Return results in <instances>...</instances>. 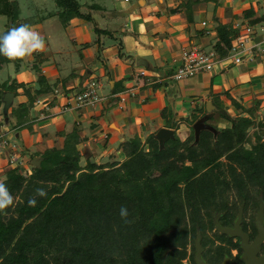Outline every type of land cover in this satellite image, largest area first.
I'll return each instance as SVG.
<instances>
[{
    "label": "trees",
    "instance_id": "16d2710c",
    "mask_svg": "<svg viewBox=\"0 0 264 264\" xmlns=\"http://www.w3.org/2000/svg\"><path fill=\"white\" fill-rule=\"evenodd\" d=\"M55 1L57 10L33 19L20 15L19 0H0V15L8 17L4 32L55 14L64 27L78 17L92 23L99 36L113 35L93 19L91 9L98 3ZM209 4L215 22L212 48L216 57L223 58L229 55L240 28L233 19L220 21L222 0H185L181 7L188 22L195 23L193 8ZM84 6L89 11L85 12ZM234 17L246 20L255 28V35L264 22V13L254 5ZM201 31L210 33L204 28ZM118 49L119 57L125 58L122 42ZM45 60L42 52H36L30 61L31 70L37 74L34 86L13 80L0 89V97L5 89L17 94L20 87L27 96V102L13 109L15 126H30L35 99L52 90L41 71ZM9 62L0 57V67ZM11 62L17 71L25 59ZM118 89L114 86L112 90ZM2 103L0 99V113L5 114ZM256 110L253 106L246 109L248 116L237 117L222 111L221 121L231 124L215 125L216 133L203 129L197 140L193 127L197 115L187 118L190 132L184 139L174 132L163 146L155 133L144 140L136 134L118 144L125 155L122 160L82 165L77 127L63 133L62 147L54 145L36 152L34 155L42 159L39 166L30 164V171L21 166L22 154L14 163L8 159L12 167L5 170L0 183L6 184L14 199L11 207L0 211V264H189L188 260L195 264L197 228L204 232L206 222H211L210 212L227 203L223 194L230 185L228 177L242 186L247 178L264 177V115L257 121ZM167 123L178 127L171 119ZM251 128L256 129L250 133ZM36 188H44L45 195H36ZM29 198L36 200L35 206L28 205ZM121 205L128 209V223L119 217ZM202 211H208L207 215Z\"/></svg>",
    "mask_w": 264,
    "mask_h": 264
},
{
    "label": "crops",
    "instance_id": "0c3cea01",
    "mask_svg": "<svg viewBox=\"0 0 264 264\" xmlns=\"http://www.w3.org/2000/svg\"><path fill=\"white\" fill-rule=\"evenodd\" d=\"M183 1L96 2L98 6L92 11L94 21L113 35H102L100 42H92L88 38L92 25L82 18L71 19L67 27L63 26L65 32L72 28L83 38L82 45L87 42L93 44L88 47L81 45V60L69 68L62 63L67 58L63 54L65 50L58 45L53 47L47 38V26L42 25L44 20L29 24L44 38V47L38 52L46 58L41 71L52 90L35 99L30 126H15L16 121H12L16 120V116L11 114L14 99L17 98V105L28 101L21 87L17 94L12 91L13 101L6 113L3 96L11 90L5 89L0 97L3 102L1 110L5 113H0V140L7 143L0 149V182L5 178V170L12 167L8 162L9 155L13 153L10 138L5 136L7 131L9 137L10 133H15L19 138L18 143L14 142L19 153L16 157L22 154L21 166L30 171L33 158L42 159L40 155H34L36 152H43L54 145L62 147L63 133L75 127L80 134V162L85 165L88 161L102 163L113 158L124 159L118 144L136 134L144 140L149 134L156 135L161 127H167L178 136H187L190 132L187 118L193 115L207 123L213 122V126L225 127L231 123L221 121L222 111L231 117L248 116L246 109L255 106L257 116L264 113V32L260 29H256L258 33L245 43L247 48L242 53L241 62L224 59L226 56L214 64L212 71H202L181 80L173 78L183 47L198 45L211 50L216 41L215 22L211 19L212 4L195 6L196 20L190 23L181 7ZM250 5L264 13V0H222L219 19L222 22L233 19V23L242 30L247 21L234 16ZM203 21H206L204 29L210 33L202 34ZM102 37H110L113 42L107 44ZM119 42H122L125 58L118 55ZM35 53L24 57L25 63L17 71L13 62H9L13 65L11 69L9 63L0 67V89L3 83L7 81L9 85L13 80L28 86L35 85L37 74L30 68ZM97 67L101 73L98 86L103 88L107 83L111 91L107 90L108 93L94 106L65 108L66 94L82 89L84 80H94ZM114 86L119 88L118 91L113 92ZM41 100L52 101L51 109L42 108L38 102ZM208 101L216 108L208 111ZM169 119L178 123L176 129L168 126Z\"/></svg>",
    "mask_w": 264,
    "mask_h": 264
},
{
    "label": "flooded vegetation",
    "instance_id": "af4514ba",
    "mask_svg": "<svg viewBox=\"0 0 264 264\" xmlns=\"http://www.w3.org/2000/svg\"><path fill=\"white\" fill-rule=\"evenodd\" d=\"M235 180L228 177L230 185L223 194L227 197L225 206L210 212L211 222H206L204 232L197 228L193 242L195 264L198 233L202 256L209 264H264V177L247 178L244 186ZM216 219L223 227L234 230L233 234L220 230Z\"/></svg>",
    "mask_w": 264,
    "mask_h": 264
},
{
    "label": "rangeland",
    "instance_id": "374dc122",
    "mask_svg": "<svg viewBox=\"0 0 264 264\" xmlns=\"http://www.w3.org/2000/svg\"><path fill=\"white\" fill-rule=\"evenodd\" d=\"M83 3L88 2L89 4L94 3V2H101L102 0H80ZM108 3L107 4H113V2L115 0H107ZM136 2V0H133ZM19 4H20V15L22 17H27L30 16V18H37L39 19L40 17H42V14H47V11H54L57 10L58 6L55 0H19ZM84 11L87 12L89 11L90 8H87L86 6L83 7ZM38 9L40 11H38ZM93 11V9H91V12ZM92 15H94V12L92 13ZM8 23V17L6 15H0V33H2L7 26ZM43 23V24H42ZM41 24L43 26H47L48 29V34H47V38L51 41L52 46L56 47L55 45L60 46L62 49H64L65 51L63 52V54H66L67 58L65 60L62 61L63 65L67 68L71 67L75 61L77 60H81L80 58V47L82 45L81 40H83V38L79 37L77 35V33L74 31V29H70L69 31L65 32V28L63 27L61 20L59 18V16L57 15H53L51 17L45 18L44 21ZM89 25H92V23H90ZM103 26V25H100ZM101 36H99L95 30H90L89 32V37L92 42L100 39ZM75 38V41L73 40ZM102 41L105 43H111L113 42L112 39H110V37H102ZM97 42V41H96ZM116 45V44H115ZM59 60H61L62 58L59 56L58 57ZM74 61V62H73ZM72 63V64H71ZM99 67L96 68V70H94L95 74L97 76H95L94 80L91 81H95L96 82V87L98 89V94L99 96L103 97V95H105L106 93H108L109 91H111L110 89L107 88V83L105 84V86L102 88L98 86L99 84V78L98 76L101 74L99 72ZM5 71L3 70L2 73H4ZM103 77V76H102ZM90 80H84V86L86 87L88 86V84L91 82ZM108 90V92H107ZM218 101H216L215 99V104H217ZM17 98L14 99L13 104L11 106V114H13V109H15L17 106ZM4 109V107H3ZM263 113L262 114H258V120H261L263 117ZM13 123L16 120H13ZM212 124L214 125V123L212 122ZM256 126V125H255ZM220 127V126H219ZM256 129V128H251L250 129V133H252V131ZM175 134L177 135L178 133L175 132ZM5 136H7L6 139H9V143L11 146V153L17 155L18 150L14 145V142L18 143L19 142V138L16 136L15 133H10V137H9V131L6 132ZM181 139H184L186 136L183 134L180 136ZM254 140V137H253ZM12 144V145H11ZM247 147L250 146V143L246 144Z\"/></svg>",
    "mask_w": 264,
    "mask_h": 264
},
{
    "label": "built area",
    "instance_id": "2783aa9c",
    "mask_svg": "<svg viewBox=\"0 0 264 264\" xmlns=\"http://www.w3.org/2000/svg\"><path fill=\"white\" fill-rule=\"evenodd\" d=\"M202 25L204 28L206 26V21H203ZM258 29L264 32V22ZM206 31L208 32V30ZM254 34L255 28L246 23L242 27V30H240L238 36L232 41L231 51L229 55L224 59H231L235 63L241 62L243 55L242 53L247 48L245 43L247 41H251ZM217 61H220V58L216 57L213 49L205 50L198 45L185 46L181 50L180 62L172 76L176 80H181L194 76L202 71H212L213 66ZM96 86V82L91 81L88 86L83 87L79 91L66 94L68 100L65 104V108L69 106L76 108L94 106L101 100V96H99ZM38 102L41 104L42 108L47 110L51 109V107L53 106L52 101L50 102L41 100ZM6 145L7 143L5 141L0 140V149L2 147H5ZM9 160L11 163L16 162V155L10 154Z\"/></svg>",
    "mask_w": 264,
    "mask_h": 264
},
{
    "label": "clouds",
    "instance_id": "9594fccd",
    "mask_svg": "<svg viewBox=\"0 0 264 264\" xmlns=\"http://www.w3.org/2000/svg\"><path fill=\"white\" fill-rule=\"evenodd\" d=\"M44 43V38L32 26L19 24L0 33V57H4L10 62L15 61L40 51L44 47ZM12 67V63H9V68ZM35 192L41 197L45 195L44 188H36ZM13 199L6 184L0 183V211L11 207ZM27 203L29 206H35L36 200L29 198ZM118 214L124 223L129 222V212L125 206H120Z\"/></svg>",
    "mask_w": 264,
    "mask_h": 264
},
{
    "label": "water",
    "instance_id": "95a60500",
    "mask_svg": "<svg viewBox=\"0 0 264 264\" xmlns=\"http://www.w3.org/2000/svg\"><path fill=\"white\" fill-rule=\"evenodd\" d=\"M13 97H14V93L12 91H6L4 93L3 96V101H4V112L6 113L13 101ZM206 108L208 111H211L212 108H216L210 101L207 102ZM194 127V131H195V137L196 140L199 138L200 135V131L203 129H208L213 131L214 133H216V128L210 124L207 123L205 121H203L202 119H198L194 122L193 124ZM174 136V131L171 128H167V127H161L159 129V131L156 134V138L159 140L160 145L163 146V143L165 140H167L170 137ZM41 160L38 157H34L32 160V164L34 166H39L40 165ZM216 223H217V227L229 234H233L234 230L228 228V227H223L218 219H216ZM195 260L197 262V264H209L207 261L204 260L203 256H202V246L200 243V233H198L197 236V240H196V254H195Z\"/></svg>",
    "mask_w": 264,
    "mask_h": 264
}]
</instances>
